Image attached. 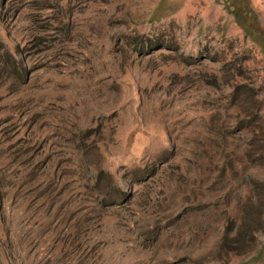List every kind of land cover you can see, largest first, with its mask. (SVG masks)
Listing matches in <instances>:
<instances>
[{
  "label": "rangeland",
  "instance_id": "374dc122",
  "mask_svg": "<svg viewBox=\"0 0 264 264\" xmlns=\"http://www.w3.org/2000/svg\"><path fill=\"white\" fill-rule=\"evenodd\" d=\"M262 180L264 0H0V264H264Z\"/></svg>",
  "mask_w": 264,
  "mask_h": 264
},
{
  "label": "trees",
  "instance_id": "16d2710c",
  "mask_svg": "<svg viewBox=\"0 0 264 264\" xmlns=\"http://www.w3.org/2000/svg\"><path fill=\"white\" fill-rule=\"evenodd\" d=\"M235 74H241V70H237ZM241 86H243V83H236L234 89L237 90ZM253 93L254 92L250 90V88H247V90L241 88V94H243L247 102H250V98L254 95ZM246 101L243 100L242 104H245ZM255 131L256 129L254 127L250 129L251 133ZM238 166H242L241 160L233 159L222 166V172L224 175L231 174V172H236ZM250 180L255 182L254 179ZM232 208L234 213L232 215H226L223 233L226 240L232 241V244H229L230 251L228 252V259L235 256H239L240 258L244 256L245 259L242 260L243 262L254 261L257 257L256 233L258 228L264 225H262V214L264 211V180L259 184H250L246 182Z\"/></svg>",
  "mask_w": 264,
  "mask_h": 264
}]
</instances>
